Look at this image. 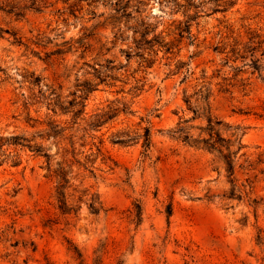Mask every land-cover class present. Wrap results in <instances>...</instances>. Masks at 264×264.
Wrapping results in <instances>:
<instances>
[{
    "label": "rangeland",
    "instance_id": "374dc122",
    "mask_svg": "<svg viewBox=\"0 0 264 264\" xmlns=\"http://www.w3.org/2000/svg\"><path fill=\"white\" fill-rule=\"evenodd\" d=\"M225 1L0 0V264H264V0ZM193 15L191 36L180 39ZM140 25L161 44L136 50ZM109 61L121 69L74 125L52 111L55 96L67 102ZM122 105L129 113L90 126ZM208 118L220 121L224 147L239 148L233 184L217 152L182 141L207 139ZM48 121L61 130L55 139L45 138ZM144 127L145 152L141 141L111 142ZM11 136L41 145L49 170L41 155L4 141ZM71 145L78 163L64 193L77 211L61 215L53 171L73 161ZM233 188L240 199L228 198ZM253 199L262 200L255 209Z\"/></svg>",
    "mask_w": 264,
    "mask_h": 264
},
{
    "label": "trees",
    "instance_id": "16d2710c",
    "mask_svg": "<svg viewBox=\"0 0 264 264\" xmlns=\"http://www.w3.org/2000/svg\"><path fill=\"white\" fill-rule=\"evenodd\" d=\"M121 2V0H118ZM235 0H226L223 3V7L227 8L233 5ZM121 4V3H120ZM188 6H190L188 4ZM126 8V3L123 6L122 9ZM130 16L127 14L126 18H129ZM196 19V15L193 16H187L186 20L183 23H180L178 26V37L180 39L183 38L184 35L191 36L190 34V25L191 22H194ZM140 28H142L141 33H139V39L134 43L136 50H142L144 48H154L157 44H161L158 41L157 36H152V38L148 39V27H143V25H140ZM150 30V29H149ZM165 48V53H168L170 50V46L168 44L163 45ZM249 49L248 51L251 52V57L254 52V49L250 47H247ZM146 67H150L154 61H145ZM107 62V66L104 68L105 71L100 73L94 70L93 73V79L92 81H81L78 85H76V90L71 94V99L67 102H59L57 99L58 97L55 96V101H53L52 111L56 108L62 113L69 115V123L71 125H74L77 122V119L81 117L84 113V109L86 106V101L89 97V95L95 91L98 87V85L103 84L111 77L112 71H117L121 68L115 67V66H109ZM250 68L253 72H260V65L258 63V60L253 58L250 62ZM32 83L34 85H39L40 78L38 76H32ZM142 88V85H135L133 87V90L135 92H139ZM42 96V95H41ZM208 95H205L204 99L207 100ZM184 102L189 105V100L187 98L184 99ZM115 113H123L127 114L129 113L128 108L122 105L120 108L115 107L114 109L108 108L107 111L102 112L99 116L96 117L95 121L92 126L93 128H99L101 127L106 121L111 120ZM195 114V112H193ZM264 117V113L260 116ZM29 121H31L29 119ZM220 121H212L211 118L207 119V130H208V138L207 139H191L190 136L187 134H184L181 138L183 142L190 143L195 146H200L202 149L211 151V152H217L219 154V160L223 163L225 172L227 174V177L230 178V183H234V167L235 162L234 159L236 158V154L239 151V148L236 152H230L229 146L226 145L225 147L222 145L224 143V140L220 138L219 134L215 130V126L219 125ZM141 133H136L131 136L130 134L126 133H119L116 135H113L111 137V142L113 144H119V145H127L130 143H137L141 141V147L144 149V152L147 151L149 145H150V132L148 127H144L141 129ZM61 133V130L59 129L57 124H54V122L48 121L46 123V130H45V138L47 139H55L57 136ZM41 136V135H40ZM5 142H12L16 145H20L22 147H27L31 152L41 155L46 160V166L49 170L50 167V161L52 159V156L49 155L44 148L41 145L32 144L30 145V141L25 140L18 136H11L4 139ZM100 144V143H99ZM239 144V143H238ZM72 149L70 151V154L73 158V161L70 164H64V163H58V167L53 171L56 179L58 180L56 185V195H57V202H58V211L61 215H69L71 213H76L77 207L68 205L66 198H65V189L67 187L68 179L71 174V166L73 165V162H77L74 160V148L71 145ZM222 147H224L225 152L222 151ZM95 154L96 156L101 155V148L99 145L95 147ZM91 156V155H90ZM86 157V161L88 162L90 157ZM78 163V162H77ZM257 164H264L260 159ZM85 171H87L92 177H94L93 169H91L90 166L83 165L82 166ZM248 167H252V165H248ZM252 188V187H250ZM240 194L238 195L234 188L229 192L228 198L233 199H240ZM262 200L256 201L253 199L251 201L253 208L255 209L258 205H260ZM86 206L90 214L92 215H98L101 211V205L99 202V197L97 194H91L89 199L86 201ZM135 217L137 220V223L141 220V208L139 204L135 205Z\"/></svg>",
    "mask_w": 264,
    "mask_h": 264
}]
</instances>
